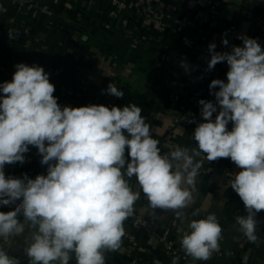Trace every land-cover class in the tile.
Masks as SVG:
<instances>
[{
    "label": "clouds",
    "instance_id": "1",
    "mask_svg": "<svg viewBox=\"0 0 264 264\" xmlns=\"http://www.w3.org/2000/svg\"><path fill=\"white\" fill-rule=\"evenodd\" d=\"M238 39L243 46L230 53L215 51V43L208 46V70L225 61L229 70L227 82L214 79L209 85L210 90L219 87L216 103L199 101L205 122L194 130L197 146H176L164 155L136 104L61 107L43 67L17 64L12 80L0 84V205H16L0 211V239L6 243L27 226L30 264H69L73 256L76 264H106V252L121 247L124 222L133 216L141 191L151 209L186 216L183 210L194 203L192 191L203 166L196 158L203 156L209 162L230 158L241 169L230 187L247 215L236 222L255 243V217L264 210V49L256 39ZM106 91L124 95L112 83ZM30 145L38 149L47 175L6 177L5 165L24 163ZM132 177L140 191H133ZM187 228L180 240L187 256L207 261L220 250L222 227L214 213L191 220ZM0 264H19L4 243Z\"/></svg>",
    "mask_w": 264,
    "mask_h": 264
},
{
    "label": "crops",
    "instance_id": "2",
    "mask_svg": "<svg viewBox=\"0 0 264 264\" xmlns=\"http://www.w3.org/2000/svg\"><path fill=\"white\" fill-rule=\"evenodd\" d=\"M103 2L30 0L25 6L19 0H0V84L12 80L17 64H35L49 74L61 107L136 104L159 148L167 147L169 135L174 147H196L194 130L205 121L200 100L191 102L190 97L223 63L208 70V46L215 43V51L230 53L234 46H243L238 36H247L264 49V33L253 17L257 9L264 10V0H155L145 15L132 13L129 2L117 12L107 13ZM211 15L216 17L214 24ZM219 33L228 37L227 46ZM223 77L227 82V75ZM110 83L123 97L107 93ZM210 101L216 103V99ZM216 115L213 113V120ZM227 127L230 131L232 123ZM125 155L130 162L127 152ZM24 156V163L5 165L6 177L35 179L37 172H47L35 146L30 145ZM196 159H202L203 166L192 191L194 203L183 210L184 218L172 210L151 209L142 191L134 206L160 234L170 238L173 254L167 253L157 237L133 227L127 219L121 247L106 252V264H172L173 259L177 264H264V210L255 217V243L247 240L236 222L238 216L247 215L243 201L230 187L241 169L231 160L223 170L203 156ZM129 182L133 191H140L135 177ZM196 210L199 214L191 215ZM213 213L222 227L220 250L207 261L194 260L182 250L181 229L187 231L191 220ZM29 238L26 226L22 235L6 243L0 239V243L19 264H30L25 254ZM69 264H76L74 256Z\"/></svg>",
    "mask_w": 264,
    "mask_h": 264
},
{
    "label": "built area",
    "instance_id": "3",
    "mask_svg": "<svg viewBox=\"0 0 264 264\" xmlns=\"http://www.w3.org/2000/svg\"><path fill=\"white\" fill-rule=\"evenodd\" d=\"M23 5L27 6L30 4V0H19ZM113 5L118 6L119 10L123 8L125 5H127V2L130 0H110ZM155 0H131L128 3V6L130 7V10L132 13H137L139 15H145L148 13L150 10L149 8L153 6ZM254 22L258 28V30L261 33H264V16L263 15H254ZM211 22L214 24L216 23V17L215 15H211ZM220 39L223 38H228L225 34L219 33L217 35ZM229 70V66L227 62H223L220 68L215 72L214 75L211 77H208L205 81H203L199 86L195 88L193 91V94L190 97L191 102H196L197 101V96L201 95H209L211 100L215 99L214 93L216 91H219V87L217 86L214 89L209 88V85L212 80L216 79V76H225L227 75V72ZM3 93L0 92V96H2ZM165 143L167 147L160 148L161 150V155L168 154L172 150L175 149V147L172 144V137L166 136L165 138ZM230 159V158H219L215 161L210 162L212 166L217 167L219 169L226 170L229 167V163H225L224 160ZM37 175H47L46 171H40L37 172L35 177ZM19 204V203H16ZM16 205H0V210H5V212L14 210ZM242 208L245 209L244 204L242 203ZM22 216H20L21 218ZM128 222L135 228L142 229L147 235L151 237H157L161 243H163L166 248H167V253L168 254H173V242L170 240V238L166 234H160L158 227L151 221L149 220L143 213L137 211L134 208V214L132 217L128 218Z\"/></svg>",
    "mask_w": 264,
    "mask_h": 264
},
{
    "label": "trees",
    "instance_id": "4",
    "mask_svg": "<svg viewBox=\"0 0 264 264\" xmlns=\"http://www.w3.org/2000/svg\"><path fill=\"white\" fill-rule=\"evenodd\" d=\"M103 1H104L103 2V9L105 10V12H107V13L108 12H113V11L117 12L119 10L118 6L113 5L110 0H103ZM254 15H263L264 16V10L257 9L255 11ZM208 35H210V34H208ZM216 79L224 80V77L218 75V76H216ZM196 99L197 100H205V101H210L211 100V98H210V96L208 94L207 95L197 96ZM230 160L231 159H226V160H224V162L228 164L230 162ZM0 211L5 212V210H0Z\"/></svg>",
    "mask_w": 264,
    "mask_h": 264
}]
</instances>
